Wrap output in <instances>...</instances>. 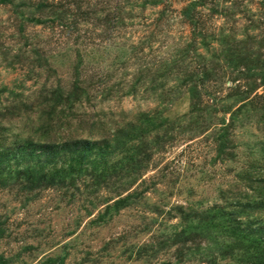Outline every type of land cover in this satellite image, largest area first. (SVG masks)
<instances>
[{
    "label": "rangeland",
    "instance_id": "1",
    "mask_svg": "<svg viewBox=\"0 0 264 264\" xmlns=\"http://www.w3.org/2000/svg\"><path fill=\"white\" fill-rule=\"evenodd\" d=\"M262 172L264 0H0V264H245Z\"/></svg>",
    "mask_w": 264,
    "mask_h": 264
},
{
    "label": "trees",
    "instance_id": "2",
    "mask_svg": "<svg viewBox=\"0 0 264 264\" xmlns=\"http://www.w3.org/2000/svg\"><path fill=\"white\" fill-rule=\"evenodd\" d=\"M151 121V119L146 120V122L149 123H152ZM244 187L249 192L248 201L250 202L248 204H254V202H252L254 197H258L264 202V172H262L260 175H256V177L253 179L249 177L246 180V186ZM219 213L230 216V218L228 216L222 217L223 219H225V223H231L228 228L229 232L232 233L234 237L237 236V238L241 235L240 240H238L236 237L235 239L236 241L245 243H243V260L246 262L245 264H264V221L263 223L253 222L254 225L250 223L245 230H241L239 228V223L238 225L235 221L234 223H232L231 216L235 217L232 213L230 214L225 211H221ZM236 241L235 246L240 249L241 245Z\"/></svg>",
    "mask_w": 264,
    "mask_h": 264
}]
</instances>
